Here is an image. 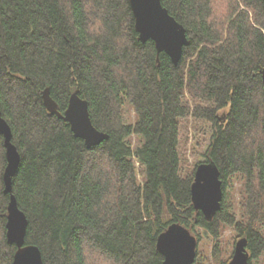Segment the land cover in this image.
Segmentation results:
<instances>
[{
	"label": "trees",
	"instance_id": "1",
	"mask_svg": "<svg viewBox=\"0 0 264 264\" xmlns=\"http://www.w3.org/2000/svg\"><path fill=\"white\" fill-rule=\"evenodd\" d=\"M162 2L190 40L178 65L139 39L130 0H0V102L21 154L12 193L45 264H163L158 236L174 222L217 240L211 264L233 256L228 227L263 264V0ZM46 88L62 113L78 90L109 138L88 148L45 106ZM191 134L223 181L212 220L192 201ZM7 164L0 134V264L17 251Z\"/></svg>",
	"mask_w": 264,
	"mask_h": 264
},
{
	"label": "water",
	"instance_id": "2",
	"mask_svg": "<svg viewBox=\"0 0 264 264\" xmlns=\"http://www.w3.org/2000/svg\"><path fill=\"white\" fill-rule=\"evenodd\" d=\"M135 16V27L139 39L155 42L158 54L167 53L175 65L183 56L184 47L190 44L187 30L164 6L162 0H130ZM264 3V0H263ZM264 83V68L262 69ZM43 101L48 110L64 119L71 126L74 136L82 138L88 148L109 138V134L99 130L90 116L89 102L72 93L66 110L62 113L52 97L50 89L43 93ZM0 134L4 136L7 167L4 173L5 192L10 193L7 220L8 242L17 246L13 264H45L42 250L35 244H27L28 218L20 209L13 192V179L18 170L21 154L13 142V131L3 116L0 102ZM192 201L196 210L212 220L222 207L224 191L220 169L213 161L201 162L194 173L191 187ZM247 238L241 237L235 244L234 253L228 264H251ZM198 239L184 225L174 222L161 232L157 240L158 251L163 255V264H194L198 256Z\"/></svg>",
	"mask_w": 264,
	"mask_h": 264
},
{
	"label": "rangeland",
	"instance_id": "3",
	"mask_svg": "<svg viewBox=\"0 0 264 264\" xmlns=\"http://www.w3.org/2000/svg\"><path fill=\"white\" fill-rule=\"evenodd\" d=\"M224 112H221V115H223L224 117ZM130 116L132 115V112H130V109H127L126 112V116ZM133 118V116H132ZM190 142L188 143V161L187 163L190 164L191 166L194 165V163H196L198 161V164L201 162H204L206 160L205 157H203L201 155V153L203 152V150L205 149V144L204 146L202 145H198L196 151L193 150V146L191 144L192 141V137L193 134L190 135ZM202 150L201 153L198 152V150ZM241 186V182L239 183H235L234 186V190H236L238 192V189ZM234 191V192H236ZM223 234L222 237L220 239V241L223 243V247L225 248V250H229L231 248H235V244L238 241L239 237L237 236L236 232L234 231L233 228H224L223 230ZM199 234L202 235L201 239L198 241V256H197V264H211L213 262V249L215 244L217 243V240H215V238L211 235H208L205 231L200 230L198 231ZM194 235L196 236V234L194 233ZM220 242V243H221ZM264 264V261H263Z\"/></svg>",
	"mask_w": 264,
	"mask_h": 264
}]
</instances>
